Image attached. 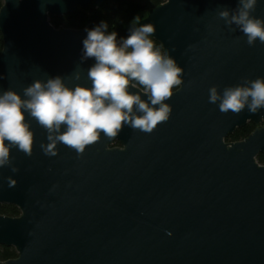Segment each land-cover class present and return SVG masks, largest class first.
Wrapping results in <instances>:
<instances>
[{"label": "water", "instance_id": "water-1", "mask_svg": "<svg viewBox=\"0 0 264 264\" xmlns=\"http://www.w3.org/2000/svg\"><path fill=\"white\" fill-rule=\"evenodd\" d=\"M104 1L2 0L0 204L19 214L0 212V264H264V0L134 20L170 92L123 82L88 24L49 22Z\"/></svg>", "mask_w": 264, "mask_h": 264}, {"label": "trees", "instance_id": "trees-1", "mask_svg": "<svg viewBox=\"0 0 264 264\" xmlns=\"http://www.w3.org/2000/svg\"><path fill=\"white\" fill-rule=\"evenodd\" d=\"M165 1L105 0L99 7L87 6L70 14L49 16V22L55 28L71 29H82L88 24L90 51L115 71L123 82L132 83L144 91L170 92L176 90L178 84L164 71L166 59L160 43L132 28L138 15H143ZM1 46L0 36V50ZM138 65L143 66L144 70L132 71ZM254 129L255 125L248 122L230 134L226 141L246 138ZM113 144L120 146L118 141ZM256 159L264 164V153L258 154ZM0 212H11L13 217L19 214L14 205L3 203L0 204ZM15 255L12 247L0 245V259H9Z\"/></svg>", "mask_w": 264, "mask_h": 264}, {"label": "rangeland", "instance_id": "rangeland-1", "mask_svg": "<svg viewBox=\"0 0 264 264\" xmlns=\"http://www.w3.org/2000/svg\"><path fill=\"white\" fill-rule=\"evenodd\" d=\"M139 17H140V15L137 16V18H139ZM134 70H136V71H138V72H141V71L144 70V68H143V66L138 65L137 67H134V68L132 69V71H134Z\"/></svg>", "mask_w": 264, "mask_h": 264}]
</instances>
